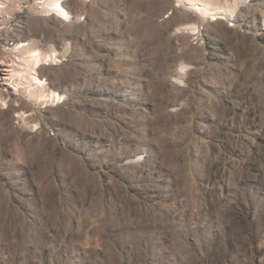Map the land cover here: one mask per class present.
<instances>
[{
  "label": "rangeland",
  "instance_id": "rangeland-1",
  "mask_svg": "<svg viewBox=\"0 0 264 264\" xmlns=\"http://www.w3.org/2000/svg\"><path fill=\"white\" fill-rule=\"evenodd\" d=\"M0 1V264H264V0Z\"/></svg>",
  "mask_w": 264,
  "mask_h": 264
},
{
  "label": "bare ground",
  "instance_id": "bare-ground-1",
  "mask_svg": "<svg viewBox=\"0 0 264 264\" xmlns=\"http://www.w3.org/2000/svg\"><path fill=\"white\" fill-rule=\"evenodd\" d=\"M176 2L187 10H190V12L194 16H201L204 21L207 18L206 15H211L212 22L224 20L225 17H227L228 11L234 10L239 3L236 0L232 2L228 0L226 4H224L221 0H210L207 3L201 0H176ZM46 7H48L51 11H54L56 14H58L59 17L63 19L71 17L70 12L63 6L61 0H53V2L48 3ZM234 12L235 11H233L232 13ZM6 13L7 5L5 2L0 1V19H3ZM187 30L196 31L198 30V27L191 25L188 26ZM29 49V44H26L25 42H21L15 47L7 49L17 56L13 61L7 60L0 63V92H3V90H5L6 93V91L8 90L7 87H10L12 88V91L14 90V92H10L9 94H14L16 96H19L20 92H22L23 90L28 89V96L30 98L40 99L41 101L62 98L61 95L56 92H50V94H46L47 81L40 77L39 72V69L43 65L42 53L41 51L33 50L28 53L29 55H26L25 50ZM53 54H55V51ZM50 55V57H52V53ZM21 68H23L24 71L20 73L19 70ZM38 92H42L40 96H37Z\"/></svg>",
  "mask_w": 264,
  "mask_h": 264
}]
</instances>
